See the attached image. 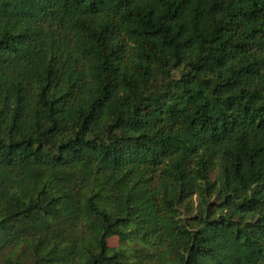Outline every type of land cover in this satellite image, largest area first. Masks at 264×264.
Here are the masks:
<instances>
[{
  "label": "trees",
  "instance_id": "trees-1",
  "mask_svg": "<svg viewBox=\"0 0 264 264\" xmlns=\"http://www.w3.org/2000/svg\"><path fill=\"white\" fill-rule=\"evenodd\" d=\"M0 264H264V0H0Z\"/></svg>",
  "mask_w": 264,
  "mask_h": 264
},
{
  "label": "rangeland",
  "instance_id": "rangeland-1",
  "mask_svg": "<svg viewBox=\"0 0 264 264\" xmlns=\"http://www.w3.org/2000/svg\"><path fill=\"white\" fill-rule=\"evenodd\" d=\"M175 75L178 76L177 73H175ZM186 214H187V212H184V215H186ZM109 244H110V246L113 247V248H117V247H120V246H121L120 241H119L118 238H112V239L109 241Z\"/></svg>",
  "mask_w": 264,
  "mask_h": 264
}]
</instances>
